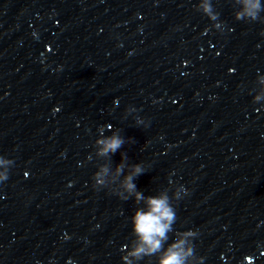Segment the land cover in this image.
<instances>
[{
  "label": "water",
  "instance_id": "water-1",
  "mask_svg": "<svg viewBox=\"0 0 264 264\" xmlns=\"http://www.w3.org/2000/svg\"><path fill=\"white\" fill-rule=\"evenodd\" d=\"M155 59L264 119V0H69ZM205 6L210 12H205Z\"/></svg>",
  "mask_w": 264,
  "mask_h": 264
},
{
  "label": "clouds",
  "instance_id": "clouds-1",
  "mask_svg": "<svg viewBox=\"0 0 264 264\" xmlns=\"http://www.w3.org/2000/svg\"><path fill=\"white\" fill-rule=\"evenodd\" d=\"M245 13L238 14V19L247 14L252 20H256L259 11H261L260 0H244ZM204 11L210 12V8L205 6ZM102 145L100 155L106 156L109 153H115L124 144V139L114 134L111 137L99 141ZM124 165L117 166V173H121ZM108 169L106 167L101 169L100 173H96L97 183L103 184V179H100L101 173L106 174ZM144 168L140 164L132 166L130 174L125 176L123 181V188L129 194H135L136 200L143 199V195L136 191V185L133 182L134 178L143 174ZM121 195V199H127ZM179 199V197H177ZM147 211L137 210L133 216V230L139 238L138 246L131 253L133 256L140 257L141 255L153 254L161 247L162 240L166 239V234L171 230V225L176 219V213L170 206L167 195L159 197H149L147 199ZM184 240H179L173 244L161 259L160 264H185L186 253L183 245Z\"/></svg>",
  "mask_w": 264,
  "mask_h": 264
}]
</instances>
